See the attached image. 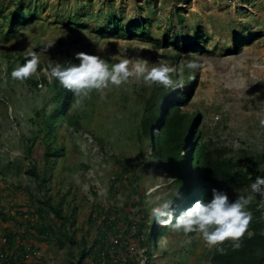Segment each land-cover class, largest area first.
<instances>
[{"label": "rangeland", "instance_id": "1", "mask_svg": "<svg viewBox=\"0 0 264 264\" xmlns=\"http://www.w3.org/2000/svg\"><path fill=\"white\" fill-rule=\"evenodd\" d=\"M18 17L28 24L10 32L11 23ZM143 18L150 21L148 32L152 38L174 33L182 45H195L200 50L179 59L174 48L128 35L107 34L114 33L110 20L125 27ZM50 42L54 47L40 57L42 71L38 68L32 76L36 80L45 76L43 67L48 62L64 61L68 53L74 57L77 52H87L116 62L136 57L152 63L164 59L177 67V78L192 76L188 70L180 69L183 61L197 60L201 65L196 71L197 83L188 101L184 100L199 114L203 140L215 149H223L226 156L246 154L259 161L264 155V126L260 123L264 120V0H0V185L8 190L14 187L17 205L28 201L17 184L27 182L34 189L24 175V157L27 140L42 128L35 114L44 111L46 117L53 105L49 86L28 88L11 76L6 77L11 61L5 55L15 51L25 55L39 52ZM152 87L133 78L120 88L105 90L103 97L93 92L82 106L73 105L76 110L69 114L81 118L86 125L84 130L91 134L88 138L65 125L56 130L57 142L64 145L68 156H73L74 163L64 171L60 168L62 163L68 165L66 158H52L58 161L55 169L68 181L63 186L70 185L71 193L84 201L85 210L93 199L92 192L105 204L117 200V205L122 206L125 202L127 188L116 196V190L108 186L117 168L109 157L111 153L137 155L130 132L133 127L128 123L140 111V89ZM91 101L93 105L87 108ZM58 117V122L62 121V116ZM38 150V143L34 144L31 158H39ZM37 162L41 169L40 160ZM259 166L264 169V163ZM168 183L160 170L140 166L128 191L137 190L135 197L143 198L151 208L164 200L155 190ZM52 185L59 187L56 180H52ZM86 218L87 214L80 210L78 219ZM172 241L162 242L160 248H168L171 254L192 246L187 253L192 262L209 264L211 249L200 236H175ZM63 254L55 252L46 264H67ZM183 262L188 263L186 255Z\"/></svg>", "mask_w": 264, "mask_h": 264}, {"label": "trees", "instance_id": "2", "mask_svg": "<svg viewBox=\"0 0 264 264\" xmlns=\"http://www.w3.org/2000/svg\"><path fill=\"white\" fill-rule=\"evenodd\" d=\"M117 22L109 21L114 33L107 34L128 35V38L174 48L179 59L200 50L195 45H182L174 33L152 38L148 32L150 21L147 19L133 21L125 27H120V22ZM27 24V20L22 21L18 17L11 23L10 32L19 25ZM105 30L100 34L103 35ZM5 57L11 61L5 73L8 79L12 70L29 58L16 51ZM49 65L45 67L46 70ZM49 79L50 82L45 77L39 80L31 77L20 81L33 89L41 84L49 86V100L55 108L46 117L44 111L35 114L42 128L27 140L29 145L24 157L27 161L24 175L32 181L34 189L22 181L17 184V189L25 192L28 201L17 205L13 199L14 187L8 190L0 185V264H46L55 252H63L67 264H186L183 253L170 254L168 248H160L164 237L174 232L154 222L150 215L151 208L143 198L135 197L137 190L128 191L140 166H153L169 179V184L157 194L166 196L165 200L174 201L176 215L197 200L209 201L213 188L226 192L230 198L248 189L257 177L264 178V169L259 166L260 162L264 163V155L260 162L252 155L226 156L223 149H215L203 140L199 114L183 101V98H189L196 86L195 72L194 79H176L182 82V87L165 89L153 85L151 89L138 93L140 111L135 134L138 156L111 153L109 157L117 168L108 186L116 190V196L127 188L125 202L118 206L115 199L105 204L98 200L96 192H92L93 199L85 210L84 201L71 193L70 185L63 186V182L68 181L61 178L60 171L55 169L58 161L52 160L66 158L68 165L62 163L63 167L60 168L64 171L74 163L73 156H68L64 145L57 142L55 128L59 123L58 114L63 116L64 110L75 109V98L57 81ZM92 105L91 101L87 108ZM64 118L74 133L87 136L88 131L84 130L86 125L81 118ZM39 133H42L41 137ZM37 143L41 149L38 150L40 156L38 159L31 158L32 146ZM52 180H56L59 187L53 186ZM177 193L180 198H177ZM9 208L12 212H8ZM80 210L87 214L84 221L78 219ZM249 211L253 220L242 247L233 251L226 243L223 254L213 249L210 264H264V209L254 205ZM188 261L191 262V259L188 258ZM190 262L187 264H192Z\"/></svg>", "mask_w": 264, "mask_h": 264}, {"label": "clouds", "instance_id": "3", "mask_svg": "<svg viewBox=\"0 0 264 264\" xmlns=\"http://www.w3.org/2000/svg\"><path fill=\"white\" fill-rule=\"evenodd\" d=\"M52 47H54V43L50 42L39 52L34 51L26 55L29 58L26 59L25 63L17 66L11 72L12 79L25 81L34 76L40 66V57L46 55ZM68 54L64 58V61L55 59L54 63H51L53 61L48 62L46 64L48 66L50 63L48 69L46 70V66L43 67V71L45 72V76L43 77L48 82H50L49 78L54 79L64 90L72 93L75 98L74 107L82 106L93 92L103 97L105 90L110 87L120 88L122 85L128 84L133 78L137 81H143L147 86L156 85L162 86L165 89L182 87V82H178L176 79L181 81L184 76L177 78V67L171 66L164 59H159L157 62L152 63L145 58L136 57L134 59L122 58L116 62L109 57L101 58L98 55L87 52H77L74 57ZM200 67V63L194 59L185 60L180 65V69H186L192 73V76H190L192 79L195 78V72ZM143 89L146 88H141L140 91ZM184 99L188 101V98H183V101L187 102ZM53 108H55L54 105ZM71 110H64L62 117L74 116L69 114ZM132 117L133 121L128 123V126L133 127V130H130V132L134 137V146L137 150V155L125 156L137 157V137L135 134L138 130V118L134 115ZM260 123L264 126V120H261ZM58 124L59 126H56L55 132L63 125L66 128L68 126L65 118ZM90 135L87 134L85 138L90 137ZM93 135L91 137L99 139ZM98 141L100 142V139ZM238 146L236 145V147ZM130 147L127 146L125 148L129 149ZM162 187H158L155 190V194ZM161 196L164 200L151 207L150 215L156 224L162 227H168L174 232L172 235L164 237L166 242L172 243L173 237L175 236L189 239L200 236L204 244L211 249L210 255L213 249L223 254L226 243L233 251L242 247L244 238L253 220L252 212L249 209L254 205H258V209H264V178L257 177L248 189L241 193L233 194L230 198L226 192L213 188L209 201L202 202L197 200L190 207L180 212L179 215L175 213L174 201L165 200L166 196ZM177 198H180L179 193H177ZM192 233L194 234L188 236ZM191 247L187 248L186 251L184 249L180 250L189 259H191V256L187 255V253ZM173 252L178 253L179 250ZM190 263L194 264L192 259Z\"/></svg>", "mask_w": 264, "mask_h": 264}]
</instances>
